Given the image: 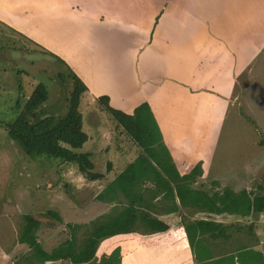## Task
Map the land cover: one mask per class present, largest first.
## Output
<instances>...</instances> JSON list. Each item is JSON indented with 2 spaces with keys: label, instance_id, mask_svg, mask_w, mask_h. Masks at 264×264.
Here are the masks:
<instances>
[{
  "label": "rangeland",
  "instance_id": "obj_1",
  "mask_svg": "<svg viewBox=\"0 0 264 264\" xmlns=\"http://www.w3.org/2000/svg\"><path fill=\"white\" fill-rule=\"evenodd\" d=\"M44 1L32 0V6L27 3L24 8L16 0H10L11 6L6 7L20 14L27 11L22 15L30 19L25 21L30 24L29 30L43 33L50 39L49 43L56 45L62 42L57 34L66 32V25L60 31L61 10L46 7L47 4L42 6ZM182 2L191 3V0ZM206 3L207 14L211 13L208 6L214 9L218 3L224 10L222 20L228 22L233 17L230 21L239 22V26L249 23L242 19L251 13L252 23L246 29H252V40L260 39V35L264 39V0H206ZM119 7L113 1L109 10L117 14L121 11ZM184 11L187 12L186 7ZM102 16L107 17L104 12ZM68 23V32L87 28L84 19L79 27L72 19ZM92 32L97 37L102 35L99 29ZM66 40L69 41L67 36ZM259 44L261 49L252 59L251 89L242 93L240 107L231 108L223 128L216 131L215 126L216 134L205 137V146L209 147H205L206 152L212 156L207 180L217 178L219 173V179L226 184L222 195L213 192L215 188L202 187L203 184L171 185L141 155V150L97 99L86 94L82 96L80 110L89 140L82 151L92 154L95 172L106 173L103 179L87 180L77 167L57 158L27 156L10 139L4 123H0V264H137V258L145 260L153 250L151 237L155 230L168 229V220L163 225L165 218L173 210L189 209L184 207L185 200L177 205L174 197L199 198L197 194H200L207 198L213 192L212 198H219L216 203L221 210L238 203L233 191L245 187L233 180L234 168L251 163L257 166L258 173H264V40ZM51 57L0 26V122L15 119L17 104L23 106L39 83L45 84L50 92L43 112L66 113L72 79L66 77V69ZM58 74L65 78L60 79ZM192 138L198 141V136ZM255 188L251 185L250 192ZM259 249L243 250L237 257L209 258L213 260L208 263L262 264L264 255Z\"/></svg>",
  "mask_w": 264,
  "mask_h": 264
},
{
  "label": "crops",
  "instance_id": "obj_2",
  "mask_svg": "<svg viewBox=\"0 0 264 264\" xmlns=\"http://www.w3.org/2000/svg\"><path fill=\"white\" fill-rule=\"evenodd\" d=\"M113 1L120 5L117 14L109 10ZM182 1L46 0L42 6L61 10L60 31L66 25V32H58L62 42L56 45L43 33L30 31L25 23L30 19L22 15L27 11H10L6 7L10 0H0V26L48 50L52 59L54 55L64 61L87 86V97L108 96L113 108L127 114L148 104L179 173L190 174L201 164L202 175L190 184L215 188L213 192L222 195L226 184L220 174L207 180L212 156L206 152L205 137L216 134L215 126L216 131L223 128L232 107L241 106L242 93L252 87V59L264 39L259 34L260 39L252 40V29H246L251 13L242 19L249 23L239 26L230 21L233 17L222 20L224 10L218 3L214 9L208 6L207 14L206 0ZM27 3L32 6V0H16L24 8ZM71 19L78 27L84 19L87 28L68 32ZM93 29L102 35L97 37ZM237 118L241 119L239 113ZM234 169L233 180L245 187L233 191L238 203L221 210L213 192L207 198L174 197L177 205L185 200L189 209L173 210L165 218L168 229L161 231L164 234L155 230L154 246L146 244L153 250L145 260L137 258V264H209L213 260L209 258L237 257L251 248H260L264 255V210L251 209L254 196L264 197V173L251 163ZM251 185L256 186L252 193ZM195 201L201 203L194 205Z\"/></svg>",
  "mask_w": 264,
  "mask_h": 264
},
{
  "label": "trees",
  "instance_id": "obj_3",
  "mask_svg": "<svg viewBox=\"0 0 264 264\" xmlns=\"http://www.w3.org/2000/svg\"><path fill=\"white\" fill-rule=\"evenodd\" d=\"M37 47L44 54L52 56L51 52L40 45ZM53 57L68 72L66 77L72 79V90L66 113L46 115L43 112L42 107L48 101L50 92L45 84L39 83L23 106L17 104V117L10 122L1 121L0 123H4L10 139L17 143L27 156L57 158L77 167L87 180L103 179L106 173L95 172L92 154L82 151L89 140V135L84 130V116L80 110V104L88 88L64 61L57 56L53 55ZM62 74H58L60 79L65 78ZM97 101L141 150L143 153L141 155L147 157L171 185L194 181L202 175L201 164H198L190 174L179 173L163 142V136L148 104H142L134 110L133 114H127L113 108L108 96H101L97 98ZM251 209L254 212H262L264 197L254 196ZM29 221L36 224L32 218H29Z\"/></svg>",
  "mask_w": 264,
  "mask_h": 264
}]
</instances>
